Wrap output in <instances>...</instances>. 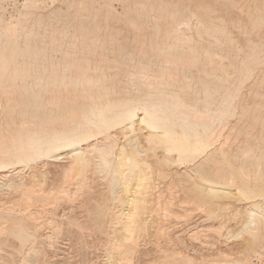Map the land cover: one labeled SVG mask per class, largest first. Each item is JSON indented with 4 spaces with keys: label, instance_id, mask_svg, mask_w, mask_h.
<instances>
[{
    "label": "bare ground",
    "instance_id": "6f19581e",
    "mask_svg": "<svg viewBox=\"0 0 264 264\" xmlns=\"http://www.w3.org/2000/svg\"><path fill=\"white\" fill-rule=\"evenodd\" d=\"M247 3V9L241 12L252 17L249 33L255 39L248 40L249 54L237 64L233 59L238 55L231 59L222 54L220 38L226 28L215 24L210 16H197L193 33L188 32V19L182 16H147L143 22L128 19L133 33L128 39L130 49L124 54L125 47L115 48L118 42L114 34L105 35L110 48L104 47L106 42L93 29L101 11H93L94 16L84 18L91 19L92 28L83 25L84 19L80 18L72 33L59 31L51 44L63 55L64 62L43 68L42 76L27 88L15 85L16 80L24 81L30 76L22 66L18 67L16 52L7 56L0 50V113L7 111L12 119L14 114L18 116V121L0 120V191L20 192L18 202L21 199L24 205L17 206L15 201L12 209L9 205L2 207L1 202L0 208L4 209L0 211V221L6 220L21 242L32 240L34 234L28 228L38 225L33 223L39 214L36 217L37 212L26 211L36 206L51 210L48 205H55L58 195L66 194H58L53 187L44 188L53 171H62L66 179L80 186L89 174L101 173L103 179L107 178L106 189L113 194L111 201L118 200L121 206L116 211L112 209L113 213L110 204L98 206L92 221L100 230L111 221L112 227H108L119 225L126 233L123 239L119 238L121 242L126 240L125 244L113 245V253L122 262L121 258L136 250L132 234L143 231L144 222L149 219L145 220L143 213L154 188L153 180L164 179L174 165L175 172L182 174L188 184L183 190L187 203L212 222L206 231L207 226L190 231L189 238L197 239L203 230L213 231L221 239L228 231L230 219L239 230V241L217 252L211 264H251L252 258L264 264V68L260 67L264 65V0ZM39 6L40 3L25 0L18 18L4 23L0 19L1 31L6 35L24 29L30 22L29 10ZM144 10L143 4L132 2L126 16H138ZM145 27L150 28L149 35L145 34ZM5 76L10 77L6 85L2 81ZM16 93L22 96H12ZM25 93L30 95L23 96ZM118 191L123 192L122 198L116 195ZM188 215L190 219L193 216ZM1 225L2 230L4 224ZM108 235L104 236H112ZM172 254L168 264H198L189 254Z\"/></svg>",
    "mask_w": 264,
    "mask_h": 264
},
{
    "label": "rangeland",
    "instance_id": "374dc122",
    "mask_svg": "<svg viewBox=\"0 0 264 264\" xmlns=\"http://www.w3.org/2000/svg\"><path fill=\"white\" fill-rule=\"evenodd\" d=\"M30 1L40 3V6L36 9L29 10V12L31 13V15L28 16L30 22L28 23L27 26H25L24 29H18L17 32L9 31L5 35L1 31L2 24L0 25V50H4L7 56H9L11 53H13V51H15L16 53L15 52L14 53L17 55L18 67L22 66V70H27L30 74V76L25 78L24 81H21V80L15 81V85L20 86V87H25V88L30 87L33 84V81H35V79L42 76L43 68L45 67L51 68L52 65H58L64 62L62 60L63 55L57 52L56 51L57 47H53V45L51 44L52 41L57 38L59 31L67 30L69 33H72L75 28L74 25L78 23L80 18L84 19L85 16H94L93 11H96V10L101 11V14L97 17L95 16L96 17L95 22H97L98 27L94 25L93 29H97L98 36H100L102 40L106 42L104 47L110 48V45L107 44L108 40L106 39L105 35H108L109 33L114 34L118 42L117 44H115V48L118 49L120 47H125L126 49L124 51V54H127V52L129 51L128 49H130L129 40L131 39L132 33H133L131 25L128 24V19H131V20L133 19L134 21H137V22H143L145 20V17L147 16H176V17L182 16V18L188 19V24H189L188 32H192V33L196 32V29H197V20H196L197 16H210L211 18H213L215 24H219L220 26H224L226 28V34L222 35L220 38V41L222 42V46H223L221 48L222 54L229 56L231 59H233L235 55H238L239 58L233 59L234 64L239 63L240 60L244 59L249 54L250 49L248 45V40L255 39L253 35H250L249 33L251 29L250 23L252 22V17L249 16L246 13V11L241 12L242 9L244 10L247 9L248 0H103V2L102 0H30ZM132 2L143 4L145 10L138 13V16L137 15L126 16V10L128 9L129 5ZM24 3H25V0L24 1L23 0H0V19L2 20V22L4 23L6 21L18 18V14L20 11H22ZM109 7L111 8L110 10H109ZM157 8H161L164 11L156 12L155 10ZM104 13H105V16H104ZM35 19L39 20L38 24H36L37 21H35ZM90 20L91 19H87V20L84 19L81 22H83L82 23L83 25L92 28L93 24L90 23ZM147 29H148V32H147ZM144 30H145L146 35H149L151 32L150 28L145 27ZM109 56L112 57L111 54H109ZM225 63L228 64L227 62ZM260 67L264 68V65ZM10 69H13L12 66ZM230 72H232V70ZM2 81L3 83H5V85L9 84L10 77L7 78V76H5L2 79ZM11 95L12 94H8V96H11ZM29 95L30 94L25 93L23 96H29ZM3 96L6 97L4 94ZM12 96L16 97V96H22V95H19L18 93H16V94H13ZM2 114L0 113V120H2V122L4 123L10 122L11 120H14V119L15 121H18V116L15 114L13 116L14 119L8 116L9 114L7 111H3ZM120 141L122 143V140ZM170 168L171 170L169 171L168 175L164 179H160L158 181V179L154 178L157 181L153 180L152 182L153 187H154L153 188L154 192L152 191L151 192L152 194L150 193L151 194L149 195L150 198L148 196L147 198L148 203L147 202L145 203L146 207L143 213V217L145 218V220L148 218L149 219L148 221L146 220L144 222L145 225H143V227L145 230L143 229V231H141L140 233H138L139 232L138 231L132 234L133 239L136 240L134 242H136L135 248L137 251L134 249V252L130 254L132 255L131 258L129 254L128 256L126 255V257L121 256L123 257L121 258L123 260L121 262V260H119L120 259L119 255H117L116 252L113 253L114 243L123 241L122 237L126 235V233H123V230L121 229L119 225L118 226L115 225L116 227L113 225V228H111L112 224L110 221L109 223L107 222L105 223V225H102V229L100 230L94 225L92 221V218L95 216L98 206L100 205L102 206L104 205V203L110 204V206H112L110 208V211L112 213L116 211L118 207L120 208L121 206L118 200L111 201L110 198H112L113 194H111L106 189L107 178L103 179V174L98 173V172L94 174H89L88 177L86 178V181L84 182L85 184L83 186H80L78 182H75L70 179L69 180L66 179L68 177H65L66 174L62 173V171L55 170L53 171V175L51 173L50 174L51 176L49 175L50 177L46 179L44 188L47 190L48 188L50 189L53 187L54 190H56L55 192H57L58 194L65 192L66 196H67V193L69 192L68 197H66L63 193L61 195H58V197H60L58 201L64 200L61 198H65V200L61 202L55 201L54 204L56 206L48 205V206H52L51 207L52 211L50 210V207H47V209L44 208L45 210L39 209L41 208L40 206H36L37 208L30 207L29 210L26 211L27 214H30V213L35 214L33 212H37L35 216L38 214L40 216V217L36 216L38 220H40L39 223L37 222L38 220H36V222L33 223V224H38L35 226L36 227L39 226L40 229L39 227L36 228L34 226H31L30 228H28L29 229L28 231L34 234V238L32 240L27 239L25 242H21L20 239L17 237V235L13 234L12 231L10 230L9 223L6 222V220L1 219L0 222H3V223H0V233H1L0 235V264H112V263L125 264L126 262L125 258H127L126 264H158V262L159 264L160 262L161 264H168L169 261H171L169 259H171L170 256L172 257L173 255L172 252L180 253V254H184V253L189 254L190 256L196 258V259L194 258L195 263H198V264L203 263V262H207L210 264L213 263L212 262L213 259H215V257L219 254L220 250L225 251V249L227 250L228 247L233 246L234 244H236L235 242L239 241V236H237L239 230L238 228L233 227L234 226L233 219H230V223L228 222L227 224V226L229 225L227 228L229 232L226 231L227 229L223 230L222 234L225 233V231L226 233L223 234L221 239L219 238V236L217 237V235L213 231H208L209 233L205 232L208 226L211 225L209 224L211 220L206 219L207 217L205 213H203V215L201 216L202 214L201 210L199 211L197 210L199 212L198 213L196 210L194 211L195 206H192L187 203L186 201L187 199L185 198V191H186V185L188 184L184 182V177L182 174H177L175 172V170L177 171V169L174 168V165L170 166ZM90 175H93L92 178L90 177ZM63 179L64 181L68 180V183L70 181L69 184L67 183V181L65 182L66 183L65 185L67 186L68 184L67 187H70V188H67L66 186H64ZM90 184H93V185H90ZM77 186H78V189H76ZM100 186H101V189H100ZM60 187H63L64 189L63 188L61 189ZM174 187L177 191L174 189ZM73 188H75L76 190H74ZM65 189L67 191H65ZM3 191L4 193L6 192L7 193L3 194L2 193ZM3 191H0V207L2 205L1 202H3L4 206L2 207H5V206L8 207L9 205L8 208L10 207L12 208V205H13L12 202H15V201L17 203V206L20 203L22 204L20 206L24 207L23 201H21V199H20V202H18V199L21 196L20 192L19 193L17 192L18 193L17 194L16 192H13L10 190H3ZM72 191H73V194H72ZM77 191L78 193H76ZM10 192L11 194H9ZM89 192L91 193V195ZM169 192L173 193V195L170 194ZM79 194H81L82 197H80L81 195ZM153 194L155 196H153ZM2 195L3 196L7 195V196L2 197ZM74 195L79 196L80 199L79 197H75ZM88 195H89V198H88ZM116 195H118L119 198H122L123 192L118 191ZM73 196L75 197V200ZM83 198L86 199L88 203L86 202V200L84 201ZM167 199L172 200V201H169V200L167 201ZM70 200H72L73 202ZM76 200L78 202L80 201L82 204L80 202L78 203ZM149 200H150V203H149ZM67 201L69 204L67 203ZM71 202L75 205V207ZM74 202H77V204ZM16 203L14 204L15 205L14 208L17 207ZM154 203L155 204L158 203L156 205H158L159 207L156 206ZM38 204L39 203H36V205ZM72 206L74 209L72 208ZM53 207H55V209ZM187 207L188 208L192 207L193 210L191 211L193 212L188 211L189 209ZM77 208H79L78 209L79 215L77 214V211H76ZM81 208H83L82 209L83 211L81 210ZM167 208H170L168 209L169 211L166 210ZM2 209L4 208H0V211ZM16 210H18V208ZM31 210L32 212H30ZM48 210H49V213H47ZM72 210H74V212H72ZM79 210H81L82 212L81 211L79 212ZM153 210L155 211L153 212ZM50 212H54V213H50ZM184 212L185 214L186 212L187 214L189 213L190 217L193 215L192 218L190 219L189 215L188 216L187 214L185 215ZM152 213L154 215H152ZM0 214L3 215L1 212ZM79 218H85V219H79ZM73 219L75 221L71 222ZM52 220L53 221L55 220L54 223ZM76 220L77 221L81 220V221L77 222ZM87 220L88 222L86 223ZM191 220H193L192 223H191ZM205 220L208 222H205ZM42 222H44L45 224L44 223L42 224ZM150 222H153V223L151 224ZM52 223L53 225H51ZM148 223H150L151 226ZM1 224H4V226L2 227L3 228L2 230L4 233L1 232L2 231ZM108 226H111V227H108ZM158 226H160L161 228ZM173 227H176V228L173 229ZM202 227L203 229L204 227H206V229H204L205 231L202 230L198 234L199 236L197 235V239L196 237L189 238V236L194 232V230L196 229L199 230ZM104 229L106 230V232ZM185 229H187L188 231ZM36 230H38L37 232L39 231L41 232L37 233L35 232ZM108 231H110V233ZM190 231L192 233H190ZM105 234L106 235L109 234L108 236H111V235L112 236L106 237L104 236ZM115 234L117 236L119 234L120 237L115 236ZM123 234L125 235L123 236ZM178 234L180 237L177 236ZM188 234L190 235L188 236ZM232 234L235 235L234 237L236 238H234ZM135 235L138 236V237L136 236L137 239L135 238ZM225 235L226 236L228 235V236L226 237ZM39 237L41 238L39 239ZM43 237H46V239L45 238L43 239ZM104 237H106V239ZM228 237L229 239L233 238L232 241L229 240ZM119 238H122V239H119ZM204 238L206 240H204ZM42 239L45 241H43ZM193 239H196L198 241L193 240ZM112 240H114L113 244L111 242ZM125 241L126 240H124V242H121V243L125 244L126 243ZM127 243H128V240H127ZM186 243L188 245H186ZM174 246L175 248H172ZM186 246H188L189 248ZM171 248L175 252L172 251ZM211 249H213V251ZM110 250H112V252ZM165 251L167 252L164 255ZM180 254H178L177 257H179ZM197 254L199 256H197ZM212 255L214 258L212 257ZM198 257L200 258L197 260ZM253 259L254 258L250 260L251 264H262L260 263L259 260L257 259L253 260ZM164 260L165 261L169 260V261L166 263L164 262Z\"/></svg>",
    "mask_w": 264,
    "mask_h": 264
}]
</instances>
